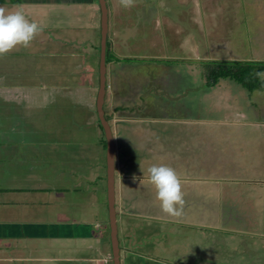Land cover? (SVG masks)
<instances>
[{"label":"rangeland","instance_id":"rangeland-1","mask_svg":"<svg viewBox=\"0 0 264 264\" xmlns=\"http://www.w3.org/2000/svg\"><path fill=\"white\" fill-rule=\"evenodd\" d=\"M106 1L110 6V38L115 25L127 23L124 34H130L116 40L119 53L125 57L119 61L109 40L114 62H119L121 69L132 70L120 81H113L111 92L109 85L106 97L119 161L130 174L147 180L149 166L168 165L175 170L183 195L189 189L199 191L204 198L187 208L189 213H197L185 219L173 217L161 211L154 188L139 187L134 180L120 186L117 175L118 240L122 249L128 246L131 251V255L121 251L122 264H140V259L131 257L136 252L150 258L144 264H264V95L250 94L231 79L212 85L215 66L231 69L253 59L251 62H262L256 65L264 67V11L255 10L258 0H127L126 5L122 0ZM83 9L77 21L56 12L58 20L49 24L45 22L49 14L37 9L43 32H53L64 42L74 37L69 30L82 24L88 31L83 46L51 39L40 42V33L20 48L18 58L0 55V188L12 179L21 181L24 190L34 188L33 178L43 181L45 188L57 184L54 186L60 189L71 188L78 180L81 187L59 196L57 206L67 209L65 215L71 218L66 221L89 224L107 222L109 213L106 203L102 212L98 211L96 196L90 190L96 175L102 176V185L107 186V154L106 149L96 146L98 133L103 134L96 111L100 39L92 32L97 21L90 6ZM181 56L183 60H179ZM3 62L7 68L1 67ZM107 65L110 69L111 64ZM154 92L156 96L150 98ZM254 108L256 112H252ZM11 109L17 111L8 115L6 111ZM126 117L137 118L131 121ZM152 118L182 122L152 123ZM124 119L130 122L116 126ZM237 121L250 124H234ZM163 130L174 137L162 141L157 134ZM51 143L65 146H48ZM48 160L59 167L45 163ZM234 163L232 170H223ZM200 175L210 181L198 188L199 181L189 179ZM237 175L249 176L250 182L243 186ZM19 193L6 195L13 203L0 204V220L20 213L22 204L16 201L25 196L32 203V193ZM182 198L183 206L188 205ZM42 212L43 207L38 210L39 215ZM203 223L210 225L208 229L201 227ZM102 229V235L108 237V225ZM101 233L97 234L102 237ZM16 245L26 256L36 247L28 241L7 242V256H16ZM75 245L69 240L57 241L54 248L44 243L43 250L48 246V255L62 258L69 255L63 247ZM87 253L90 256L89 250ZM76 255L86 253L77 251Z\"/></svg>","mask_w":264,"mask_h":264},{"label":"crops","instance_id":"crops-1","mask_svg":"<svg viewBox=\"0 0 264 264\" xmlns=\"http://www.w3.org/2000/svg\"><path fill=\"white\" fill-rule=\"evenodd\" d=\"M105 2H106L107 16H108V20H107V24H108V26H107V41H106V43L109 42V40L111 41V48L113 49L115 56L117 57V59L119 61V59H124L125 57L119 53V48L117 47L116 40H117V38L120 39V37H122V36H124V38L130 37L129 33L127 36H125V34H124V33H127L129 26L127 23L124 25H120L122 27H126L127 29H122L120 26H117V25H115V27L112 26L113 32H112V37L110 38V36H111V27L109 24L110 6L108 5L106 0H105ZM85 5L90 6V11H91L92 15L96 17L97 24L92 25V28H93L92 32H93V34H96L98 36V38L100 39V42H101V8H100L99 0H0V13H8L11 11H15L17 9H21L27 18H29L31 20L36 19L35 21L38 23L37 20L39 18L37 15L44 12L45 14H49L48 15L49 19L46 18L47 20H45V22H47L49 24L51 21H53V23H54L55 21L58 20L57 18L54 17L55 16L54 13H56V12L62 14L63 16L70 17L71 20H73V18H76V17L82 18L80 9H83L85 7ZM161 5H162V3H161ZM39 7L41 8V10L39 11L40 13L37 12V9ZM75 10H77V11H75ZM113 11H116V10L113 9ZM39 17H41V16L39 15ZM77 18H76V21H77ZM114 20H116V19H114ZM118 25H119V23H118ZM79 26H82V24H80L76 27H72V30H69V31H71V33L74 37H73V39H69L65 42L62 41L61 38L56 37L55 34H53V32L44 33L43 32L44 29H42V31H40L36 35H39L40 33H42V36L39 39L40 42H45V41H47V39H51V40L62 41V43H66V44H73L74 46H80V45L83 46L84 39H85V37L88 36V31L83 29V26H82V28H78ZM63 31H66V30H63ZM100 42L98 43V54H99V56H100ZM112 45L115 47H113ZM123 45H127V44L124 43ZM21 47L22 46H16L13 49L9 50L7 53L3 54L2 56L7 55V58L10 59V56L12 54H14V56H13V60H14V59L18 58V52H19ZM66 47L67 46H65V48ZM95 48L96 47L94 44L93 51H96ZM261 56H263V55H261ZM205 57L198 56V58H201L202 60ZM4 59H6V58H4ZM206 59H207V57L205 58V60ZM179 60H183V56H181ZM246 60L254 61L253 59H246ZM99 62H100V58H99ZM110 64H111L110 69H108V65H106V89L107 90L109 89V85H110V89L114 88L113 81H115V83H116V81L117 82L120 81L124 75H127V74L129 75L130 74L129 72L132 71L130 68H127V67H124L123 69H121L120 66H118L119 62H117V64L116 63H110ZM112 65H114L113 69H112ZM1 67L7 68V63L3 62L1 64ZM5 73H6V71H5ZM80 78H81V76H78L79 80H80ZM108 78H110V82H109ZM81 82H83V79L81 80ZM94 86H96V85H94ZM97 87L99 88L98 85H97ZM147 87L148 86L146 85V87L144 89H146ZM173 88H176V85L173 86ZM3 89H8V87H5ZM260 94L264 95L263 92L258 93V95H260ZM149 96H150V98H154V96H156L155 92L150 94ZM251 103H252V101H251ZM11 106L13 107L14 105H11ZM253 106L255 108L257 107V105L255 103L253 104ZM255 108L253 110L251 109L252 112H256ZM16 111L17 110L13 111V109H11V110H7L6 113L8 115H10L11 113H14ZM126 118H130L131 121H134L135 118H137V117H126ZM152 119H153L151 121L152 123H159V122L180 123V122H182V121H177L176 119H168V118H152ZM126 120L127 119L119 120L117 122L116 126H118L119 123L130 122V120H127V121ZM110 122L111 121L108 122L109 126H110ZM193 122L194 121H188L189 124H191ZM206 122L211 123L210 121H195V123H197V124H200V123L204 124ZM218 123H226V122L225 121L224 122L218 121ZM234 124L244 126V124H250V123H248L246 121H244V122L243 121H237ZM251 124H256V122H251ZM110 129H111L114 141H115L117 136L114 134L111 127H110ZM165 131L166 130H163L162 132L158 133L157 135H158V137L162 138V141L168 142L170 139H168V140H165V139L167 137L173 138L174 134H172L171 132H165ZM179 133L181 135V132H179ZM169 134H170V136H168ZM184 136L191 140L190 137H187L188 135L184 134ZM103 137H105L104 131H103V134H101V135L98 133L97 142H96V146H97L98 150H102V151H103V148L105 149L104 144H103ZM199 139H200V137L196 138L198 143H199ZM105 141H106V138H105ZM35 144L40 145V144H46V143H39V144L35 143ZM51 145L53 147L56 146V148L65 146L64 143L48 144V146H51ZM231 150L234 153L235 150L234 149H231ZM207 152L209 155L210 152L209 151H207ZM119 159H120V157L118 156L117 146L115 143V178L118 175V179L120 181V186H121V184L123 185V183L126 184V182H128V183L132 182L133 181L132 177L135 174L134 175L130 174L127 171V167L125 170L122 167L123 165L121 164ZM118 162L120 163V166H118V168H117ZM45 163H48L51 166L59 167L57 165L59 163H55L51 160H48V162H45ZM103 165L105 167V164H103ZM234 167H235V163L230 165V167H223V170H232ZM106 173H107V167H106ZM135 177H136V180H134V181L139 187L151 186L152 188H154L152 186V184L147 179L137 178L136 175H135ZM248 177L249 176L237 175V180L239 181L240 184H242L244 186V184H247L248 182H250V179H248ZM106 178H107V174H106ZM78 179L80 181H82L81 178H78ZM32 180L35 181V184L33 185L34 188L30 189V190H24L21 187V186H23V183H21V181H19V180H15V179H12V181H10L11 184L5 185V187L0 188V204H1V206H5L9 203H13V201L12 202L8 201V198L6 196L8 193L20 192L18 195L22 194L24 196L27 195L28 193L33 194L32 203L30 201H28V198L26 196H25V199H23L22 201H16L15 200L17 203H19V205L22 204V205H20V208L22 207V210L20 213L16 212L15 214L11 215L10 217L8 215L4 216L3 219L0 220V243H1L0 244V264H113L112 257H111V241H110V229H109L108 221L105 222V221H101V220H95L89 224L84 223L81 220H78L77 222L66 221V220H69L71 218V216L65 215L67 213L66 212L67 209L62 207V206L61 207L63 209H61V207L57 206V204H60V202H61L60 199H58V197L66 194V193L71 194V188L79 189L78 187L81 185V182H79L78 180L77 181L75 180V181H73L74 185H72L71 188H67L66 186H64L62 189H60V188H57L54 186L57 184L51 185L50 188L49 187L45 188L46 186H44L43 181H41V180L36 181L34 178ZM189 180L190 181L191 180L192 181H199L198 188L202 183L210 181L207 178V176H203V175H200L199 177L198 176L193 177L192 179L190 178ZM103 182H104L103 177L102 176L99 177L98 175H96L94 177V179L92 181H90V184H92V186H91L92 188L90 190H92V192H93L92 195L95 194L96 200H97L96 207L98 208V211H101V212H102V208L104 206V203H106L105 206H107V211H108L107 186L105 188L102 185V184H104ZM85 183L88 184V180H86ZM85 185H84L85 191L88 192L87 191V185L86 186ZM243 186H240V187H243ZM9 187H11L13 189H9ZM16 188H18V189H16ZM130 188H132V186H130ZM121 189H120V192H121ZM120 192H119V194H120ZM186 192L187 193L183 196H184V199H186V203H189V204L182 206V215L179 216V217H181V219H185L187 217V215H189V214H195V212L197 213V211H194V210H192L194 213H192V212L189 213V211H187V208H189V206H195L198 203H202V201L204 200L203 196L198 195L197 192H199V191L191 192L188 189ZM2 194H4V196H2ZM45 194H47V195H45ZM223 203H227V202H223ZM24 204H26V207H24ZM41 207H43L44 212H42L39 215L38 210H40ZM223 208H225V207L223 206L222 209ZM58 209H60L61 211H59ZM15 210H16V208H15ZM59 212H61V215L59 214ZM210 212H215V211H210ZM232 212H234V211H232ZM239 214H240L239 212L236 213V215H239ZM116 215H117V213H116ZM75 217L77 218L76 215H75ZM75 217H74V220L76 219ZM38 220H42V221H38ZM106 225H108L109 236L108 237L106 236V238H105V236L102 235L101 231H103L102 228ZM204 225H206V226H204ZM209 226H210L209 224H204V223L201 224V227H204L207 229ZM95 231L97 233L100 232L102 237L99 234H97ZM66 240L74 241L76 244L73 248H71L70 246H64L63 247L64 252L66 254H69L68 256H63L62 258L61 257L57 258L54 255H48L50 253V252L46 253L48 246L46 247V250H43V244L44 243H46V245H47V243H50L51 247L54 248L55 243L57 241L62 242V241H66ZM85 240H87L88 246H86ZM24 241H28L30 243H33V246H36L32 252L33 254H29L27 256L23 255L21 253L22 247L16 245V256L15 257L7 256V252H8V249H6L7 242H10V243L16 242L17 243V242H24ZM106 243L108 244L109 248H106ZM38 246H40V250L38 249L39 248ZM119 247H120V244H119ZM19 249H20V251H19ZM87 250L90 251V256L88 255ZM122 250H123L124 254L127 253V254L131 255V251L129 250L128 246H124L123 249L120 247V253ZM70 251H71V254H70ZM77 251H81L83 253H86V256H83V255L77 256L76 255ZM64 252L62 254H64ZM132 255H134V256H131L133 259H140V261H139L140 264H144V260H147V261L150 260V258L148 256L144 255L143 253L136 252V254L132 253ZM121 261H122V257H121ZM121 264H122V262H121Z\"/></svg>","mask_w":264,"mask_h":264},{"label":"clouds","instance_id":"clouds-1","mask_svg":"<svg viewBox=\"0 0 264 264\" xmlns=\"http://www.w3.org/2000/svg\"><path fill=\"white\" fill-rule=\"evenodd\" d=\"M127 3V0H122ZM43 26L25 16L21 9L0 13V55L16 46L27 47ZM148 180L155 189V198L162 212L179 217L182 215L183 193L180 180L168 165H151L147 169ZM136 180L135 175L132 177Z\"/></svg>","mask_w":264,"mask_h":264},{"label":"water","instance_id":"water-1","mask_svg":"<svg viewBox=\"0 0 264 264\" xmlns=\"http://www.w3.org/2000/svg\"><path fill=\"white\" fill-rule=\"evenodd\" d=\"M101 8V42L99 62V90L96 108L100 124L106 138V167H107V198L108 225L110 229L111 257L113 264H121V253L118 240L117 215L115 210V141L108 122L104 117V101L106 95V41H107V7L105 0H99Z\"/></svg>","mask_w":264,"mask_h":264},{"label":"trees","instance_id":"trees-1","mask_svg":"<svg viewBox=\"0 0 264 264\" xmlns=\"http://www.w3.org/2000/svg\"><path fill=\"white\" fill-rule=\"evenodd\" d=\"M263 3H264V0H258L257 5H255V10L256 11L261 10L263 12L264 11ZM259 5H261V7H259ZM106 44H107L106 45V65H107L110 63H115L114 62L115 56L111 52L109 42H107ZM99 58H100V56L98 54L97 67L99 66ZM250 62L251 61L246 60L244 62V64H242L241 66H239V67L237 66V67L231 68V69L230 68L227 69L221 65L215 66V69L213 70V72L211 71L212 75H213L212 85L213 86L216 85L220 79H231L235 82L236 85H239V87H242L245 91H247L250 94H253L254 92H264V67H262L260 65H256V64H262V62L261 63H258V62L257 63H253V62L250 63ZM210 63H212V62H210ZM113 67H114V65H112V69H113ZM97 78H98L97 84L99 86V71H97ZM111 91L112 90L110 89V92ZM107 95H108V90L106 89L103 111H104V117H105L106 121L109 122L110 119L112 118V116L109 115L106 111V97H107ZM118 109H121V108H118ZM96 111H97V108H96ZM97 115H98V113H97ZM98 123L100 125L101 130L103 131L99 118H98ZM104 147L106 149V141H104Z\"/></svg>","mask_w":264,"mask_h":264}]
</instances>
